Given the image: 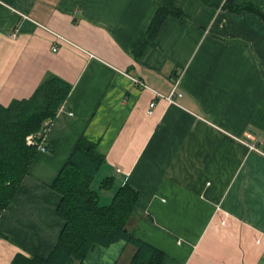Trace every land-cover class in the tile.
Segmentation results:
<instances>
[{"label":"crops","instance_id":"0c3cea01","mask_svg":"<svg viewBox=\"0 0 264 264\" xmlns=\"http://www.w3.org/2000/svg\"><path fill=\"white\" fill-rule=\"evenodd\" d=\"M158 1L0 0V104L49 75L71 85L48 150L3 209L0 264L53 248L63 220L51 183L80 136L104 156L99 203L134 187L127 228L162 264H264V21L226 7L264 0H173L183 15L135 55ZM174 88L173 101L156 93ZM133 250L98 244L82 264H127Z\"/></svg>","mask_w":264,"mask_h":264},{"label":"trees","instance_id":"16d2710c","mask_svg":"<svg viewBox=\"0 0 264 264\" xmlns=\"http://www.w3.org/2000/svg\"><path fill=\"white\" fill-rule=\"evenodd\" d=\"M204 1L219 3V0ZM172 2L158 1L145 31L146 40L134 48L135 55L142 52L168 15H183ZM226 7L234 12H252L264 21V11L253 3L231 1ZM70 88L71 85L62 78L49 75L28 97L12 99L7 105L0 104V213L28 172L39 150L37 144L50 127ZM27 136H32V142H27ZM103 161L104 156L94 142L84 136L76 140L51 183L60 196L56 213L63 220L57 241L45 257L19 252L10 264H82L86 254L96 245L108 246L119 239L134 248L127 264H162L164 252L127 228L138 196L134 187L125 183L117 189L108 205L99 203L91 183ZM111 181V177H104L99 188L108 187Z\"/></svg>","mask_w":264,"mask_h":264},{"label":"built area","instance_id":"2783aa9c","mask_svg":"<svg viewBox=\"0 0 264 264\" xmlns=\"http://www.w3.org/2000/svg\"><path fill=\"white\" fill-rule=\"evenodd\" d=\"M156 93H157V95H159V96H164V98H166V99L169 100V101H173L171 95H173V94L175 93V88L172 90L171 93L166 94V95L161 94V93H158V92H156ZM176 95H179V96H180L181 93H180V92H177ZM153 104H154V102L151 101V102L149 103V106L151 107V106H153ZM150 112H151V108L148 109V113H150ZM51 123H52V121H51ZM50 125H51V124H50ZM45 134H46V133H45ZM45 134H44V135H45ZM44 135H43V137H44ZM43 137L41 138V141L37 144L38 149H39L40 151H46V150H47V146H46L45 144H43V142H42ZM26 140H27L28 143L32 142V136H27ZM0 216H1V213H0Z\"/></svg>","mask_w":264,"mask_h":264},{"label":"rangeland","instance_id":"374dc122","mask_svg":"<svg viewBox=\"0 0 264 264\" xmlns=\"http://www.w3.org/2000/svg\"><path fill=\"white\" fill-rule=\"evenodd\" d=\"M47 150H48V147H47ZM46 150V151H47ZM100 172H101V170H100ZM101 178H98V173L94 176V178H93V183L95 184V185H97L98 186V182H99V180H100ZM92 184V183H91ZM92 188V187H91ZM97 187L95 186L94 187V189H96ZM2 212H3V210H1ZM2 212H1V215H2Z\"/></svg>","mask_w":264,"mask_h":264}]
</instances>
